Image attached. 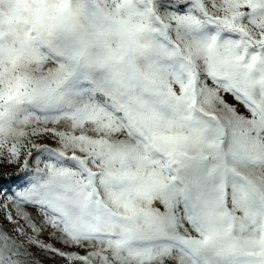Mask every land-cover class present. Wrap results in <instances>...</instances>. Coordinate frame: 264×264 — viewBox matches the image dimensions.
Instances as JSON below:
<instances>
[{"label":"snow or ice","instance_id":"1","mask_svg":"<svg viewBox=\"0 0 264 264\" xmlns=\"http://www.w3.org/2000/svg\"><path fill=\"white\" fill-rule=\"evenodd\" d=\"M5 165L0 264H264V0H0Z\"/></svg>","mask_w":264,"mask_h":264},{"label":"rangeland","instance_id":"2","mask_svg":"<svg viewBox=\"0 0 264 264\" xmlns=\"http://www.w3.org/2000/svg\"><path fill=\"white\" fill-rule=\"evenodd\" d=\"M230 103H235V101L232 100L231 97H226ZM18 171L17 168L12 167V166H0V175L4 173H13ZM47 241V237H43ZM52 242V241H48ZM57 247H62L59 243H56ZM78 250V249H77ZM32 251L35 253L36 260L38 264H64V262L60 258H51L50 253H44L41 250L33 248Z\"/></svg>","mask_w":264,"mask_h":264}]
</instances>
